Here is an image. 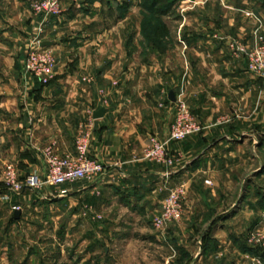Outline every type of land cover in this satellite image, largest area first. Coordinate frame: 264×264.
Instances as JSON below:
<instances>
[{"label": "crops", "instance_id": "obj_1", "mask_svg": "<svg viewBox=\"0 0 264 264\" xmlns=\"http://www.w3.org/2000/svg\"><path fill=\"white\" fill-rule=\"evenodd\" d=\"M211 1L216 0H207ZM26 2L0 0V179L6 164L20 167L25 175L32 173L43 178L47 171L44 149L56 144L61 154L73 153L80 128L92 124L91 155L106 166V173L95 182L84 180L64 185L56 198L68 207H77L85 220L100 219L104 208L117 205L123 209L119 211L130 208L132 214L142 217L144 209L152 207L154 195L166 188L170 178L180 181L228 157L231 148L225 143L229 139L224 135L215 138L213 134V141H206L210 146L200 158L182 168L186 169L182 173L144 159L143 151L152 133L162 140L168 138L174 122L172 104L183 94L189 95L192 109L200 112L197 116L205 126L203 134L221 132L230 126L218 121L228 107L238 118L245 115L243 111L250 105L254 107L249 112L251 117L257 116L264 106L263 83L248 71L247 58L238 50L248 41L243 36L249 37L253 46L258 43L256 33L253 34L256 27L247 28L246 20L240 19L239 11L251 8H235L221 0L218 11L208 12L207 33L197 39L175 40L171 50L159 44L162 49L151 52L154 57L139 64L136 49L130 54L123 51L126 56L119 55L112 40H102L100 32L91 31L96 26L91 22L100 15L101 3L82 0L92 4V15L84 14L78 35L70 36L64 43V55L58 57L50 81L44 84L26 75L16 60V52L22 47L20 40L23 35L28 37L30 29ZM22 15L27 18L23 20ZM73 20L70 18L65 24L68 33L75 29L71 26ZM232 34L239 37L232 38ZM132 43L134 48L138 47V42ZM148 43L146 47L150 48ZM160 43L167 44L164 38ZM188 60H195L197 68L185 66ZM136 64L141 66L140 70ZM88 76L94 79L92 83L84 81ZM171 92L175 101L170 99ZM101 108H106L104 116L95 119L94 112ZM32 189L35 188L14 195L0 183V224L18 223V209L22 211L20 219L24 217L22 202L27 193L38 192Z\"/></svg>", "mask_w": 264, "mask_h": 264}, {"label": "rangeland", "instance_id": "obj_2", "mask_svg": "<svg viewBox=\"0 0 264 264\" xmlns=\"http://www.w3.org/2000/svg\"><path fill=\"white\" fill-rule=\"evenodd\" d=\"M99 1L100 15L94 22L90 21L96 24L91 31L100 32L102 40H112L117 45L119 55L126 56L123 51H130V54L136 49L134 53L139 64L152 59L154 54L151 52L162 49L159 44L163 49L171 50L175 40L197 39L198 35L207 33L208 12H216L221 6L218 3L221 0H197L199 3L196 0H170L172 9L165 15H158L152 7L155 0ZM225 1L235 8H251L240 10V19L241 22L246 20L247 28L256 27L253 28V34L256 33L258 39L256 45L262 42L264 0ZM34 2H26L30 29L28 37L23 35L24 39L20 40V51L16 52L17 63L20 61L25 74L26 54L31 42L41 33V19L33 10ZM91 10L92 4L68 0L63 4V12L47 22L46 30L40 35L43 42H51V46L46 48L56 56V66L58 57L64 55V43L70 36L78 35V26L83 22L84 14L89 13L91 16ZM24 16H21L23 20L27 18ZM70 18H74L71 21V26H75L72 33H68L65 25ZM158 36L163 37L167 44L151 43L150 48H147L148 38L157 39ZM236 36L232 34V38L239 37ZM243 38L250 39L247 36ZM248 41L243 46L253 48ZM132 42H138V47L134 48ZM155 57L156 62L158 57ZM245 57L248 62V57ZM187 62L185 66L190 69L197 68L195 60ZM137 68L140 70L141 66L137 65ZM202 69L198 68L199 71ZM139 73L142 75L141 71ZM85 79L94 81L89 76ZM101 91L104 92V89ZM261 93L264 105V88ZM188 100L189 95L183 94L174 105L170 103L174 120L178 104L182 102L197 122L202 124L197 116L200 112L193 110L192 101ZM250 109L254 107H246L243 111L245 115L237 118L238 115L235 117L236 114L228 107L218 120L220 124H230L228 128L217 133L203 134L202 131L190 135L184 141L171 142L168 151L176 160L168 166L175 171L181 170V173L186 170L182 168L200 158L210 146V142L206 141L210 139L212 142L213 134L215 138L227 136L229 143L226 142L225 146L230 145L231 153L226 159L213 166L208 165L209 168L207 166L198 174L188 175L180 181L170 178L166 188L156 193L155 199L150 201L152 207L142 210V217L132 214L130 208H126L125 212L119 211L123 209L117 205L104 208L100 219L90 217L85 220L77 207H68L62 199H56L64 185H48L36 189L38 192H28L27 199L22 202L26 212L24 217L18 219V223L11 224L8 221L0 224V264H264V135L261 134L264 132V106L254 117L250 116ZM154 136L159 137L152 133L149 140ZM239 142L241 147L238 146ZM261 167L262 170L257 172ZM16 168L22 182L32 176V173L25 175L20 167ZM4 169L5 166L3 175ZM2 178L0 183L4 184ZM173 190L182 192L179 200L182 216L159 226L157 219L163 212L165 199ZM23 191L11 192L21 195Z\"/></svg>", "mask_w": 264, "mask_h": 264}, {"label": "built area", "instance_id": "obj_3", "mask_svg": "<svg viewBox=\"0 0 264 264\" xmlns=\"http://www.w3.org/2000/svg\"><path fill=\"white\" fill-rule=\"evenodd\" d=\"M66 1L68 0H35L33 10L41 19L39 26L41 33L46 30L47 22L63 12V4ZM41 33L31 42L24 64L26 74L39 77L44 84H47L57 60L53 51L43 47ZM238 50L248 57L249 71L262 80L264 87V40L253 48L240 46ZM84 81L92 82L85 78ZM103 102L108 104L105 97ZM204 129L205 126L197 122L189 108L181 102L178 104L176 117L168 138L165 140L156 136L150 138L149 143L144 148L143 157L152 163L172 165L176 158L170 156L169 144L184 141L190 135L200 133ZM92 131V124L80 128L73 153L61 154L56 144L47 146L43 151L47 168L43 178L31 176L26 182H22L19 179L16 166L13 164L6 165L3 175L5 186L13 192L20 193L26 187L40 189L48 185L63 186L84 180L91 182L100 180L105 175L107 168L100 160L91 155ZM181 193L180 190H173L165 199L163 212L157 219L159 226L182 216V207L179 202Z\"/></svg>", "mask_w": 264, "mask_h": 264}, {"label": "trees", "instance_id": "obj_4", "mask_svg": "<svg viewBox=\"0 0 264 264\" xmlns=\"http://www.w3.org/2000/svg\"><path fill=\"white\" fill-rule=\"evenodd\" d=\"M173 4L170 3V0H155L152 4L153 9L156 10V13L159 15H165L167 14L171 9H172ZM159 7V8H158ZM156 29V28H154ZM160 29V28H159ZM158 35H161V30L159 31ZM157 39L153 38L150 39L148 38V41L152 44L157 45L160 43V40L163 39V37H159Z\"/></svg>", "mask_w": 264, "mask_h": 264}, {"label": "water", "instance_id": "obj_5", "mask_svg": "<svg viewBox=\"0 0 264 264\" xmlns=\"http://www.w3.org/2000/svg\"><path fill=\"white\" fill-rule=\"evenodd\" d=\"M42 45L45 46V47L51 46V42H43ZM170 99L173 100V101H175V96H174V93L173 92H171ZM105 111H106V108H101V109L95 111L94 112L95 119L102 118L104 116V114H105ZM21 213H22L21 210H19V209L16 210V212H15V218L16 219H20Z\"/></svg>", "mask_w": 264, "mask_h": 264}]
</instances>
